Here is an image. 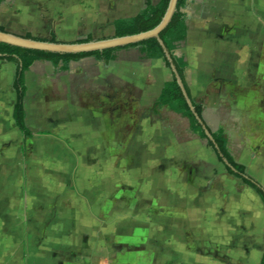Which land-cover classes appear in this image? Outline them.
I'll use <instances>...</instances> for the list:
<instances>
[{
	"label": "crops",
	"instance_id": "0c3cea01",
	"mask_svg": "<svg viewBox=\"0 0 264 264\" xmlns=\"http://www.w3.org/2000/svg\"><path fill=\"white\" fill-rule=\"evenodd\" d=\"M34 1L2 0L0 19L26 25H0L100 40L147 4L38 0L36 10ZM185 12L178 51L191 97L204 105L206 138L159 104L172 64L140 47L109 62L83 57L68 70L34 61L23 103L32 135L14 119L16 64L0 61V264H264V203L210 144L223 130L236 161L264 186V0H188ZM38 154L73 161L38 168ZM107 160L114 165L101 166Z\"/></svg>",
	"mask_w": 264,
	"mask_h": 264
},
{
	"label": "trees",
	"instance_id": "16d2710c",
	"mask_svg": "<svg viewBox=\"0 0 264 264\" xmlns=\"http://www.w3.org/2000/svg\"><path fill=\"white\" fill-rule=\"evenodd\" d=\"M2 0H0V3ZM146 7L134 16L120 17L114 21L115 36H124L148 31L156 27L163 19L170 0H159L156 4L152 0H146ZM188 0H178L177 10L168 26L161 32L160 37L163 40L167 51L171 57L168 58L164 47L158 38H149L139 43L130 44L124 47L108 48L93 52L83 53H54L42 50H33L14 46L8 43H0V61L13 62L16 64V73L14 79V88L17 91V101L14 107V119L16 125L24 135H32V131L26 124V112L23 106L24 97L26 95V80L25 72L30 68L34 61L39 59L49 60L54 66L62 70H68L71 61L79 60L83 57L94 56L98 60L109 62L116 57V52L121 48L140 47L142 52L148 58H163L168 66L174 64L177 72L182 79L183 85L188 96L191 98L195 111L192 110L185 93L177 81L176 77L165 83L160 98L159 104L168 105L173 110L182 113L188 117L191 123V129L200 137L206 138V126L203 121L204 105L202 101L195 100L191 97V91L186 81L187 62L182 54L179 53V48L187 37V14L185 8ZM0 30L5 31L6 28L0 25ZM27 38H34L44 41L56 42L57 37L52 36L51 39L34 37L31 33L25 35ZM93 40L92 36L77 40V42H87ZM197 115L202 121L197 118ZM212 140L210 144L216 149L221 159H226L230 169H234V173L241 177L244 183L250 185L261 197L264 203V186L248 175L247 167L236 161L227 146V139L223 130L211 132Z\"/></svg>",
	"mask_w": 264,
	"mask_h": 264
},
{
	"label": "water",
	"instance_id": "95a60500",
	"mask_svg": "<svg viewBox=\"0 0 264 264\" xmlns=\"http://www.w3.org/2000/svg\"><path fill=\"white\" fill-rule=\"evenodd\" d=\"M178 0H170L168 9L162 19V21L153 29L124 36H114L111 38H105L100 40H91L87 42H61V41H44L34 38H27L23 35L15 34L10 31H1L0 30V43H8L14 46L33 49V50H42L47 52H54V53H83V52H93L98 50H104L108 48H118L124 47L130 44L139 43L141 41L147 40L149 38H158L160 43L165 49V52L168 58L171 60V57L167 51V48L160 37L161 32L168 26L171 22L174 13L177 10ZM172 68L175 74L177 81L179 82L180 86L182 87L185 96L188 100L193 111H195L193 103L188 96L185 87L183 85L182 79L180 78L177 69L174 64H172ZM197 118L200 117L197 115Z\"/></svg>",
	"mask_w": 264,
	"mask_h": 264
},
{
	"label": "rangeland",
	"instance_id": "374dc122",
	"mask_svg": "<svg viewBox=\"0 0 264 264\" xmlns=\"http://www.w3.org/2000/svg\"><path fill=\"white\" fill-rule=\"evenodd\" d=\"M34 3L35 4H33V8L34 9H36L37 10V8H38V0L37 1H34ZM6 19L4 18V19H0V22H2V23H4L5 25H6V27L7 28H19V26H21V23H22V27L23 26H25L26 24H24V22L22 21V20H18V19H16L15 21L14 20H11L10 22H6L5 21ZM5 21V22H4ZM14 21V22H13ZM47 147L48 148V150H50V147H53V150H54V146L53 145H51L50 143H45V144H43V142L41 141V140H39L38 139V148L39 147ZM75 147L76 148H78L76 145H75ZM77 153H78V158H76V166H77V168H82V166H83V158H82V153H80V151L77 149ZM55 154H57V152H55ZM51 155L49 154V155H46V156H44V157H42V156H39V154H38V168H41L42 166H70L71 164V161H73V159H70V160H66V159H63V158H59L58 160L56 159V157H53L52 159H51V157H50ZM127 160H129V157H127V159L125 158V160H123V162H125V161H127ZM99 162V160H95V164L94 165H96V166H98V163ZM259 162L257 161V164H258ZM107 165V166H111V165H114V160L112 161H110V160H107V162H104V161H101V166H103V165ZM256 163H255V165H257ZM37 176H35V178H36ZM45 177V179H46V182L47 183H49L50 182V178H52V176L51 175H46V176H44ZM54 177H56V176H54ZM61 177L62 176H58V178H60V181L62 180L61 179ZM76 183H80V184H83V182H84V179L85 178H87V177H84L81 173L79 174H77L76 176ZM64 178H66L65 176H64ZM35 180V179H34ZM36 182V181H35ZM40 182V179H39V175H38V183ZM62 182V181H61ZM238 182V183H237ZM32 183H34V181H32ZM237 184H239V181H237L236 180V187L238 186ZM92 229H93V227H92ZM93 232V231H92ZM100 233H101V229H100ZM93 234V233H92ZM97 237V236H96ZM97 239H99V237L97 238ZM142 264H145V262L144 261H142Z\"/></svg>",
	"mask_w": 264,
	"mask_h": 264
}]
</instances>
